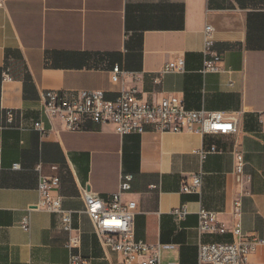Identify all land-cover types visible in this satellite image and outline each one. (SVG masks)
Listing matches in <instances>:
<instances>
[{
  "label": "crops",
  "instance_id": "obj_1",
  "mask_svg": "<svg viewBox=\"0 0 264 264\" xmlns=\"http://www.w3.org/2000/svg\"><path fill=\"white\" fill-rule=\"evenodd\" d=\"M206 24L231 72L201 71ZM178 56L184 72L162 73ZM115 65L124 73L112 82ZM130 88L149 102L175 93L187 108L234 115L237 131L121 135L92 122L68 131L48 118L41 98L44 90H102L114 99ZM263 111L264 0H0V264L68 262V233L58 215L29 209L39 200L40 175L58 178L56 192L73 212L79 252L89 264H124L101 245L83 196L90 191L108 200L122 174L133 176L123 197L137 203L135 238L164 245L160 264H197L198 244L232 240L238 217L245 234L261 235ZM36 121L44 133L34 128ZM211 146L216 152L201 158L199 150ZM236 149L244 158L240 181ZM199 172L201 195L182 193L184 179ZM182 205L188 213L180 220L172 211ZM200 206L217 212L228 231L199 232ZM25 216L28 230L21 227ZM248 264H264V244Z\"/></svg>",
  "mask_w": 264,
  "mask_h": 264
},
{
  "label": "built area",
  "instance_id": "obj_2",
  "mask_svg": "<svg viewBox=\"0 0 264 264\" xmlns=\"http://www.w3.org/2000/svg\"><path fill=\"white\" fill-rule=\"evenodd\" d=\"M204 61L202 72H231L221 64L220 56L214 51V28L206 24L202 30ZM185 62L182 56L166 62L162 73L184 72ZM111 81L117 82L124 71L115 65L110 71ZM9 74L4 72V79ZM43 107L48 118L58 121L64 130L75 131L87 128L92 122L98 126L110 125L117 134L142 133L156 131L161 133L194 132L198 134H227L237 131L238 120L234 115H225L222 111L187 108L179 94L165 95L155 102L144 100L135 89H125L114 99L105 97L102 90H76L68 95L55 90H44L41 93ZM11 120L10 110L6 112ZM264 116V111L260 112ZM34 128L45 132L42 123L34 122ZM216 152V147L199 150L201 158ZM234 174L242 180L244 158L240 150H234ZM19 168V164H13ZM41 163L36 165L40 171ZM133 176L122 174L118 190L108 200H103L90 191L84 193V212L89 216L94 232L101 245L121 255L124 264H160L161 243H147L136 239L133 218L137 203L126 200L123 195L131 189ZM57 177L40 175L38 181L39 200L31 208H40L58 215L61 229L68 233L66 247L69 250L67 264H89L79 252L80 235L73 227V212L63 207L62 196L56 192ZM154 187V186H151ZM202 173L187 176L182 182L180 191L187 194L201 195ZM239 200L235 201V214L239 216ZM182 220L188 213L185 205L172 211ZM198 229L201 233H219L228 231L218 219V213L200 206L197 210ZM29 217L21 221V227L29 229ZM232 240L210 243H199L197 264H248L249 256L259 245L264 244V229L261 235H248L242 231L239 217L230 229Z\"/></svg>",
  "mask_w": 264,
  "mask_h": 264
}]
</instances>
